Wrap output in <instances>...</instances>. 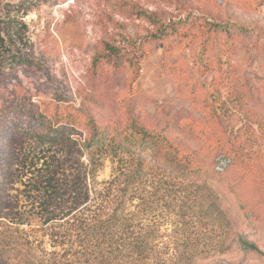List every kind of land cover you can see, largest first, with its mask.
Segmentation results:
<instances>
[{
	"label": "rangeland",
	"instance_id": "1",
	"mask_svg": "<svg viewBox=\"0 0 264 264\" xmlns=\"http://www.w3.org/2000/svg\"><path fill=\"white\" fill-rule=\"evenodd\" d=\"M172 21L180 22L175 33L152 41L158 25ZM106 46L117 55L102 58ZM122 100L150 132L183 139L201 157L218 143L252 155L234 166L216 157L214 180L143 166L139 199L127 209L143 214L152 232L147 264H264V0H0V121L9 127L0 126V264L24 239L39 255L62 251L48 234L78 214L84 182L91 199L135 168V159L107 154L90 179L83 137L43 141L31 117L65 108L126 120L116 106ZM208 115L217 117L213 128ZM188 128L192 135L182 133ZM247 162L257 165L256 177L244 173ZM239 204L255 213L251 224Z\"/></svg>",
	"mask_w": 264,
	"mask_h": 264
},
{
	"label": "trees",
	"instance_id": "2",
	"mask_svg": "<svg viewBox=\"0 0 264 264\" xmlns=\"http://www.w3.org/2000/svg\"><path fill=\"white\" fill-rule=\"evenodd\" d=\"M141 15L154 25L158 23V19L150 13L143 12ZM179 23L172 21L158 25L157 32L151 36L152 41L162 40L175 33ZM207 23L211 29L226 32L231 28L246 38L253 34V31L233 24ZM116 49L106 46L107 52L102 58L109 59L116 56ZM116 106L125 109L126 120H99L83 109L67 111L64 110L65 108L63 110L56 108L49 118L42 115L31 117L28 111L19 113L20 115L25 113L29 122L31 117L34 124L41 126L42 132H33V134L43 141L58 142L69 140L72 135L82 136V146L87 156L85 174H88L90 179L94 178L95 172L101 166L102 157L107 154L119 160L123 157L133 158L136 162L135 168L133 169L131 165L132 170L128 175L123 176L122 181L114 178L112 181L104 182L100 190H93L91 199L86 194L88 183L84 182L86 192L78 214L72 216L70 221H66L64 226L50 229L48 234L52 242L51 247L61 246L62 251H50L39 255L34 252L37 246L24 239L15 242L14 247L6 248L7 251L2 254L3 263L147 264L150 250L148 235L150 236L152 232L147 231L143 214H136L127 209L128 202L135 198L139 199L135 194L141 182L143 166L146 164L151 170L179 177H202L205 180H214L218 175L213 168L216 157L220 155L229 157V166L242 163V157H245L246 161L252 158L250 154L243 156L233 145L225 147L221 143L216 145L212 153L201 157V149L191 150L189 143L183 139H172L150 132L141 116L131 114L127 102L122 100L116 103ZM216 118L215 115H208L207 124L212 128L215 127ZM0 126L9 129L7 120L0 121ZM182 133L192 135L193 131L188 128ZM242 166L248 178L256 177L255 173L258 170L256 164L247 162ZM1 183L0 181V201ZM261 190L264 193L262 185ZM238 212L243 221L248 224L253 222L251 217L255 213L251 207L246 209L245 205L239 204ZM238 241L242 249L262 255L255 245L243 240Z\"/></svg>",
	"mask_w": 264,
	"mask_h": 264
},
{
	"label": "built area",
	"instance_id": "3",
	"mask_svg": "<svg viewBox=\"0 0 264 264\" xmlns=\"http://www.w3.org/2000/svg\"><path fill=\"white\" fill-rule=\"evenodd\" d=\"M225 165H226V164H225V162L223 161V162H221V163L219 164V166H218L216 169H218V170H222L223 167H224Z\"/></svg>",
	"mask_w": 264,
	"mask_h": 264
}]
</instances>
